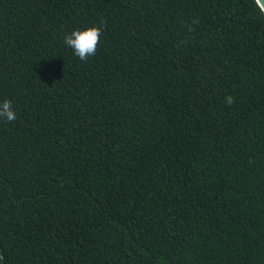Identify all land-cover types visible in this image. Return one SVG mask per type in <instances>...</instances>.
Wrapping results in <instances>:
<instances>
[{"label":"trees","instance_id":"1","mask_svg":"<svg viewBox=\"0 0 264 264\" xmlns=\"http://www.w3.org/2000/svg\"><path fill=\"white\" fill-rule=\"evenodd\" d=\"M5 99L0 264H264L252 0H0Z\"/></svg>","mask_w":264,"mask_h":264},{"label":"clouds","instance_id":"2","mask_svg":"<svg viewBox=\"0 0 264 264\" xmlns=\"http://www.w3.org/2000/svg\"><path fill=\"white\" fill-rule=\"evenodd\" d=\"M254 11L259 16H264V0H252ZM191 30V29H190ZM102 36V29L100 27L91 26L81 29H75L67 33L63 37V44L72 49L74 57L81 62H87L89 58L96 55L99 48ZM224 102L226 106L235 104V97L225 95ZM17 120V114L13 109V104L10 99L0 101V121L5 124L12 123Z\"/></svg>","mask_w":264,"mask_h":264}]
</instances>
